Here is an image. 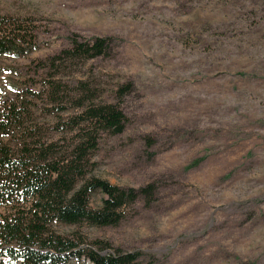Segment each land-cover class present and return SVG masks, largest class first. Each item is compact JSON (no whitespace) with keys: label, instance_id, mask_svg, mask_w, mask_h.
<instances>
[{"label":"rangeland","instance_id":"1","mask_svg":"<svg viewBox=\"0 0 264 264\" xmlns=\"http://www.w3.org/2000/svg\"><path fill=\"white\" fill-rule=\"evenodd\" d=\"M0 21L24 49L0 54V144L59 161L93 137L77 184L155 188L115 225L53 233L142 264H264V0H0ZM72 38L108 51L68 55ZM103 103L122 132L85 120Z\"/></svg>","mask_w":264,"mask_h":264},{"label":"trees","instance_id":"2","mask_svg":"<svg viewBox=\"0 0 264 264\" xmlns=\"http://www.w3.org/2000/svg\"><path fill=\"white\" fill-rule=\"evenodd\" d=\"M19 32H7L0 26V54L24 51L17 46ZM70 45L66 54L88 58L105 55L109 46L104 38H95L91 43L72 38ZM82 114L93 128L115 134L123 131L124 115L115 104L88 105ZM93 143V137L86 139L59 161L46 154L36 160L28 154L12 155L0 144V264H59L70 251L77 258L84 257L87 264H142L137 252L115 249L101 253L108 246L101 242L77 248L76 242L50 230L53 221L115 225L123 218L124 209L139 196L147 201L153 197V184L138 190L121 188L100 178L77 184V179L83 177L86 150ZM95 193L100 197L92 205Z\"/></svg>","mask_w":264,"mask_h":264}]
</instances>
